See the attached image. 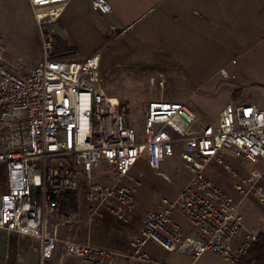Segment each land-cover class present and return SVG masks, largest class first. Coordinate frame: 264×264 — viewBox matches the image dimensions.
I'll use <instances>...</instances> for the list:
<instances>
[{
  "label": "built area",
  "instance_id": "2783aa9c",
  "mask_svg": "<svg viewBox=\"0 0 264 264\" xmlns=\"http://www.w3.org/2000/svg\"><path fill=\"white\" fill-rule=\"evenodd\" d=\"M70 0H28L40 45V59L23 76L3 55L0 36V229L36 242L38 264L75 258L78 264H104L108 259L148 260L149 242L194 259L212 253L236 264L256 242L242 228L237 205L205 176L223 150L245 162L260 163L253 184L264 177V100L226 103L216 122L200 125L189 104L163 99L147 103L143 140L128 126L127 108L103 88L100 54L84 61L54 59L51 26ZM99 14L110 12L106 0H88ZM223 77L228 78L225 70ZM234 78V77H232ZM163 86V82H159ZM192 173L174 202L163 199L143 215L142 230L123 251L61 239L57 226L78 224V212H60L66 192L83 196L89 219L109 215L127 221L135 209L130 173L141 160L158 171L175 156ZM100 165L110 168L109 182L91 180ZM236 176L235 172H232ZM239 192L240 187L235 186ZM255 197L264 204V189ZM189 221L183 234L171 221L175 209ZM55 219V226L51 220Z\"/></svg>",
  "mask_w": 264,
  "mask_h": 264
},
{
  "label": "crops",
  "instance_id": "0c3cea01",
  "mask_svg": "<svg viewBox=\"0 0 264 264\" xmlns=\"http://www.w3.org/2000/svg\"><path fill=\"white\" fill-rule=\"evenodd\" d=\"M106 2L110 12L105 15L94 12L88 0H70L64 6L51 30L53 40L58 38L74 50V55L65 60L84 61L99 53L102 77L131 68L177 70L187 86L184 100L190 102L197 120L205 125L218 120L227 102L241 103L242 98L249 97L263 102L264 0ZM19 4L28 5V0H0L1 6L14 7V14ZM19 20L21 36L26 37L25 18L20 16ZM27 20L28 30L34 32L32 19ZM222 70L228 78L222 76ZM212 96L219 97L214 118L209 116ZM55 224L56 220L52 219L51 226ZM0 232L9 234L2 229ZM189 233L192 230L184 234ZM9 238L4 242L6 249L0 252V264L5 262ZM241 238L239 234L235 244ZM109 248L121 250L117 246ZM143 252L148 260L116 257L104 264H231L212 253L194 259L176 250H164L152 242L145 245ZM67 259L71 258L61 264Z\"/></svg>",
  "mask_w": 264,
  "mask_h": 264
},
{
  "label": "rangeland",
  "instance_id": "374dc122",
  "mask_svg": "<svg viewBox=\"0 0 264 264\" xmlns=\"http://www.w3.org/2000/svg\"><path fill=\"white\" fill-rule=\"evenodd\" d=\"M12 10L14 7L0 5L2 49L4 58L13 66L18 67L20 70L18 75L23 76L40 59V45L29 2L28 5L19 4L15 8V11L20 12L18 14L17 12L14 14ZM20 16L25 18L26 37L21 36L19 30ZM30 18L34 23V32L28 30L29 21L27 19ZM102 79L103 88L111 95L118 97L126 106L128 126L133 130L137 141L143 140V121L149 101L163 99L190 103L184 100L187 86L177 70L122 69L113 71L111 75H106ZM160 81L163 82V86L159 85ZM210 98L209 116L214 118L219 97ZM252 98H242L241 103L258 101ZM197 121L200 125H205L199 119ZM179 151L180 147H176L175 156L166 158L158 171L151 170L143 160L134 166L130 173L131 181L128 182V186L133 190L135 209L127 221L110 218L108 215L89 219L87 205L80 193L77 194L76 211H71L78 212V224L69 228L58 225V237L80 242L88 241L108 248L117 246L121 248L120 251L125 250L130 245L131 239L137 238L136 236L140 233L143 215L155 210L163 199L176 201L180 191L189 184L192 173L180 162ZM93 172L91 180L100 183L109 182V167L100 165ZM232 172H235L236 176ZM253 172H262L260 163L242 161L233 154L232 150H223V157L212 161L205 170V176L210 182L231 197L237 205L238 214L242 219V228L238 235H243L246 231L256 235L264 232V204H261L255 197L256 188L264 189V177L254 187H251ZM237 185L242 192L235 188ZM3 190L4 187L0 181V193ZM170 219L180 225L183 234L186 230H193L178 208L173 211ZM9 236L12 240H9L4 264H38L36 242L29 238H20L13 234L7 235L5 232H0V252L6 249L4 242ZM56 257L57 253L52 261L46 264H56ZM63 264H77V261L71 258Z\"/></svg>",
  "mask_w": 264,
  "mask_h": 264
},
{
  "label": "trees",
  "instance_id": "16d2710c",
  "mask_svg": "<svg viewBox=\"0 0 264 264\" xmlns=\"http://www.w3.org/2000/svg\"><path fill=\"white\" fill-rule=\"evenodd\" d=\"M54 41V59L65 60L70 59L74 55V50L69 48L60 39L54 38ZM77 200L76 193L66 192L61 194L59 197L60 212L76 211ZM9 240H12V238L10 237ZM236 264H264V232L258 233L256 242Z\"/></svg>",
  "mask_w": 264,
  "mask_h": 264
}]
</instances>
